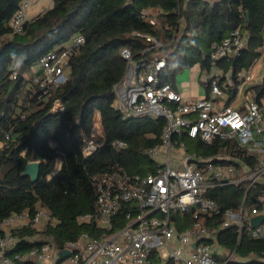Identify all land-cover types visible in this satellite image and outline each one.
Returning a JSON list of instances; mask_svg holds the SVG:
<instances>
[{
  "label": "trees",
  "instance_id": "trees-1",
  "mask_svg": "<svg viewBox=\"0 0 264 264\" xmlns=\"http://www.w3.org/2000/svg\"><path fill=\"white\" fill-rule=\"evenodd\" d=\"M64 1L54 0L52 7L28 20L24 31L16 33L10 20L20 0H0V224L13 213L29 211L33 216L38 206L54 220L42 230L31 225L14 229L20 240L13 253L28 252L47 239H53L61 248L83 232L97 234L93 223L77 222L79 215L97 211L93 174L109 171L115 165L130 173L155 171L147 149L161 144L165 119H125L113 106L114 84L127 68L122 48L129 47L136 60L154 53L166 54L164 79L173 83L182 70L197 63L212 72L211 44L237 27L247 31V47L236 59L219 62L225 70L232 67L234 76L246 72L264 53V0H191L186 7L183 0H72L68 6ZM143 10L156 18V23L141 17ZM133 31L154 35L164 45L142 52L151 42L132 35ZM78 34L85 41L76 45L70 56L68 79L40 97L34 80L40 72L34 70L40 57L72 45ZM10 53L26 57L19 68L14 66ZM234 82L239 81L236 78ZM252 90L256 100L264 97V77ZM55 99L62 101L63 110L53 108ZM97 111L105 140L100 138L104 143L85 157L84 138L91 135ZM187 136L185 130L174 140L179 143ZM115 139L125 141L126 147H114ZM188 145L190 150L207 154L225 151L219 141L207 144L195 139ZM243 157L249 163L255 162L250 156ZM59 159L61 167L54 172ZM33 160L40 161L37 181L22 175ZM246 188L242 184L227 185L207 195L223 207H236ZM262 188L264 184L253 187L249 200L259 199ZM185 219L189 224L190 215L186 214ZM38 233L47 239H34ZM217 241L236 248L241 257H250L232 264H264V237L242 236L238 241V232L231 227L220 232Z\"/></svg>",
  "mask_w": 264,
  "mask_h": 264
},
{
  "label": "built area",
  "instance_id": "built-area-1",
  "mask_svg": "<svg viewBox=\"0 0 264 264\" xmlns=\"http://www.w3.org/2000/svg\"><path fill=\"white\" fill-rule=\"evenodd\" d=\"M38 1L42 0H20L10 20L14 32L24 31L30 20L28 11ZM190 1L183 0V6ZM141 17L152 23L157 21L146 10ZM131 34L151 42L142 52L164 45L154 35L137 31ZM84 41L85 37L78 34L72 45L50 50L40 57V72L34 77L40 97L66 82L70 56L75 46ZM247 41V31L237 27L221 41L211 44L209 58L214 66L206 74L212 97L188 101L183 100L173 82L164 79L166 54L154 53L136 60L129 47L122 48L127 68L114 84L113 106L125 119L143 116L165 119L161 144L147 149L155 162V171L130 173L115 165L109 171L93 174L97 211L79 215L77 222L93 223L98 233L83 232L61 248L53 239H47L28 252L13 253L20 240L14 229L29 225L38 229L54 220L42 206L37 207L33 216L29 211L11 214L0 224V263L232 264L240 261L236 248L218 243L217 236L233 227L238 232V241L242 236L264 237V217L258 225L252 224L255 216H264V188L259 199L248 198L253 187L264 184V97L248 98L242 108L226 104L222 97L235 79L247 81L251 76L241 72L234 76L232 67L225 70L219 62L236 59L247 47ZM53 108L63 110L62 101L55 99ZM93 124L91 135L84 138L82 146L85 157L93 155L105 140L100 123ZM185 130L190 138L203 143L219 141L225 151L215 154L185 151V142L176 144L174 140L175 135ZM112 145L123 148L127 144L115 139ZM175 148L182 153L176 154ZM243 154L254 158L253 166L246 165ZM233 162L247 170L239 174ZM61 164L59 159L54 172ZM235 184L247 187L236 207H223L207 195L215 188ZM186 214L191 217L189 224ZM65 249L70 255L63 256Z\"/></svg>",
  "mask_w": 264,
  "mask_h": 264
},
{
  "label": "crops",
  "instance_id": "crops-1",
  "mask_svg": "<svg viewBox=\"0 0 264 264\" xmlns=\"http://www.w3.org/2000/svg\"><path fill=\"white\" fill-rule=\"evenodd\" d=\"M71 1L72 0H65L63 2V4L68 6L71 3ZM214 1L216 2V0H214ZM53 4L54 3H50L47 0H42L38 3H35L28 11V18L29 19L35 18L36 16L41 14L43 11H45L49 7H52ZM181 27H184V23L181 25ZM263 34H264V31H263ZM247 40H248V37H247ZM257 62H260V63H257ZM190 68L192 69V67H190ZM187 69H189V68H185L184 70H182L178 74V75H180L183 73L182 77L180 78V84H177V80H175V82H174L176 89L182 94L183 100L188 101V100H196V99H200V98L212 97L211 92H210V85H209L208 80H207L206 69L202 68V67L200 68L201 70H200V74H199V80L202 84V87H198L195 84V79L192 76L190 77L187 73H184V71ZM208 73H211V72H208ZM241 73L250 74V76H251L250 79L247 81H240L237 84H235V82H234L233 86H231L230 89L222 97L226 104H230L233 107H237V108H242L245 101L248 98L256 99L254 97V92L252 90V87L254 85L260 84L263 80V77H264V53L253 63V65L248 69V71L241 72ZM177 76H176V78H177ZM213 98L215 101L218 99L217 96H215V95L213 96ZM99 116H100V124L99 125L103 129V131H105L103 123H102V118H101L100 112H99ZM194 140L195 139L188 137L185 140L180 139L179 142H181V141L185 142V144L187 145V148L185 151L194 152V153H198V154H207V153L203 152L202 150H190L189 149L188 144L194 143ZM176 144H179V143H176ZM179 152L182 153L181 150H179L178 148H175V153L178 154ZM245 162H246V165H248V166L254 165V163H249L246 159H245ZM232 164H234L237 167L239 174H241L242 171L247 170V167L244 169L243 168L240 169L238 167L239 164L236 162H233ZM248 260H250V257L249 258H247V257H241L240 258V261H248Z\"/></svg>",
  "mask_w": 264,
  "mask_h": 264
},
{
  "label": "water",
  "instance_id": "water-1",
  "mask_svg": "<svg viewBox=\"0 0 264 264\" xmlns=\"http://www.w3.org/2000/svg\"><path fill=\"white\" fill-rule=\"evenodd\" d=\"M247 19H249V14L247 13ZM39 174H40V161H30L28 162V164L25 166L24 170L22 171V175H26V176H30L32 181H37V179L39 178ZM263 215H258L255 216L252 219V224L258 225L259 223L262 222L263 220ZM63 256H68L70 255V251L65 249L62 251Z\"/></svg>",
  "mask_w": 264,
  "mask_h": 264
},
{
  "label": "rangeland",
  "instance_id": "rangeland-1",
  "mask_svg": "<svg viewBox=\"0 0 264 264\" xmlns=\"http://www.w3.org/2000/svg\"><path fill=\"white\" fill-rule=\"evenodd\" d=\"M39 2V1H38ZM38 2H36V3H38ZM257 63H260V62H257ZM39 67H38V65H36L35 67H34V70L35 69H38ZM201 68V66H200V63H197V64H195L193 67H192V69L191 68H189V69H187V70H185L184 71V73H187L190 77L192 76L194 79H195V84L198 86V87H202V84H201V82H200V80H199V74H200V69ZM183 74V73H182ZM182 74H180V75H178L177 76V78H176V80H177V84H180V78L182 77ZM243 99V98H242ZM94 122H96V123H100V116H99V111H97L96 113H95V116H94ZM94 125V124H93ZM2 145V142H0V146ZM22 221H24V220H22ZM39 230H42L43 229V227L41 228H38ZM34 239H36V240H40V239H47V238H45V236L43 235V233H38L36 236H34L33 237Z\"/></svg>",
  "mask_w": 264,
  "mask_h": 264
},
{
  "label": "clouds",
  "instance_id": "clouds-1",
  "mask_svg": "<svg viewBox=\"0 0 264 264\" xmlns=\"http://www.w3.org/2000/svg\"><path fill=\"white\" fill-rule=\"evenodd\" d=\"M11 59L15 62L14 66L19 68L23 60L26 58L24 54L17 55L16 53H10Z\"/></svg>",
  "mask_w": 264,
  "mask_h": 264
}]
</instances>
